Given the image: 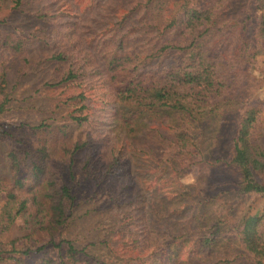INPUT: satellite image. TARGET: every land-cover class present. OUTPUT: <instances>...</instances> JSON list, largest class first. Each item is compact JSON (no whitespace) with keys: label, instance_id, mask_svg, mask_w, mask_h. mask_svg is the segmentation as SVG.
Listing matches in <instances>:
<instances>
[{"label":"trees","instance_id":"16d2710c","mask_svg":"<svg viewBox=\"0 0 264 264\" xmlns=\"http://www.w3.org/2000/svg\"><path fill=\"white\" fill-rule=\"evenodd\" d=\"M129 1L132 10L122 16L120 29L114 27L110 36L95 39L100 50L86 48L76 36L80 24L76 12L61 10L58 15L66 17L68 31L56 34L63 44L51 59L68 66L63 82L69 85L78 87L85 76L101 79L107 91L104 98L119 105L117 125L130 129L126 137L132 155L144 169L150 167L145 174L152 169L167 174L169 167L178 173L193 167L199 171L201 195L193 206L186 190L179 192L176 177L162 180L175 186L170 195L161 191L160 182L154 184L157 218L167 217L159 213L170 204L179 208L181 217L189 212L195 226L185 232L164 227L161 246L152 245L145 233L138 245L133 243V249L140 251V264H264V213L244 214L229 227L216 210L218 197L264 199V148L255 136L256 126L264 121V109L252 103L264 83V15L258 14L264 0ZM23 3L12 0V9L20 11ZM131 14L132 29L123 30ZM39 17L47 18L46 14ZM6 21L0 20V25ZM5 82L3 78L1 84ZM1 84L0 117L11 103ZM72 101L67 125L17 126L38 138L36 146L0 130V144L13 143L8 150L0 148V194L6 197L0 210V232L19 221L26 233L0 244V261L105 264L71 239L79 198L73 183L77 166L73 157L87 155L92 145L79 134L72 140L71 127L88 122L85 111L89 107L83 92ZM146 119L159 122L166 132L151 127ZM119 145H109L106 152V167L113 174L130 165L129 149ZM90 164L87 156L86 169ZM231 171L234 182L226 178ZM216 189L217 197L210 196L208 192ZM132 208L138 205L132 202ZM134 215L132 210V226L140 220L141 225L147 222L146 216ZM234 241L243 247L245 260H238L239 255L216 260L220 248ZM16 242L25 249L18 250Z\"/></svg>","mask_w":264,"mask_h":264},{"label":"rangeland","instance_id":"374dc122","mask_svg":"<svg viewBox=\"0 0 264 264\" xmlns=\"http://www.w3.org/2000/svg\"><path fill=\"white\" fill-rule=\"evenodd\" d=\"M12 8V0H0V20H7L0 25V84L5 78L6 82L1 87L11 99L9 110L0 117V130L13 132L21 142L36 146L38 138L17 126L28 123L38 125L41 122L54 126L67 125L70 122L69 114L74 109L72 97L83 92L89 106L85 111L88 122L82 127H71L74 132L72 140L79 134L92 141V145L88 147L87 155L78 154L73 157L77 162L73 183L77 186L79 198L76 210L78 216L70 231L71 239L81 248L87 247V250H91L105 264H140V251L135 250L136 247L133 249V246L140 243L145 233L152 245L161 246L160 236L164 227L172 230L179 228L185 232L195 226L189 220V212L181 217L177 214L179 208L170 204L159 213H165L167 217L164 220L157 218L153 204L157 201L154 184L160 182L161 191H169L170 195L174 193L171 190L175 186L162 180L176 177L175 183L179 192L186 190L189 205L193 206L201 195L197 188L199 171L193 167L178 173L169 167L165 170L167 174L154 172L153 169L151 174H145L150 167L144 169L139 158L132 155L126 137L130 129H122L117 125L120 120L119 105L104 98L107 91L101 85V79L85 76L78 87L69 85L63 82L68 66L59 65L51 59L52 54L63 44L58 41L56 34H65L68 31L64 19L66 17L58 15L61 10L76 12L80 23L76 36L82 38L86 48L100 50L95 39L100 40L99 35H102L101 40L110 36L114 27L120 29L118 23L122 22L123 15L132 10V3L129 0H24L20 11ZM45 14L47 18L39 17ZM258 14L264 15V5ZM129 18L123 30L132 27V14ZM94 61L101 65L100 59L95 58ZM261 84L262 88L255 93L252 103L264 109V83ZM1 100L0 96V102ZM145 122L151 127L160 128L163 133L166 132L157 121L146 119ZM255 136L264 148V121L256 126ZM116 143L129 149L130 165L124 172L121 170L113 174L107 169L105 160L109 145ZM0 146L2 150H8L13 143L2 141ZM87 156L91 162L89 169L84 165ZM0 162L3 164V161ZM226 174L231 182L236 180L232 171ZM217 190L208 193L217 197ZM218 198L219 205L216 210L221 217L226 218L229 227H233L244 214H255L257 210L264 213V199L244 197L239 200L233 195H227L224 199ZM5 201V195L0 194V210ZM132 202L138 205V209L132 208ZM185 203L184 200L183 205ZM194 207L197 209V206ZM132 210L136 218L146 216L147 222L141 225L140 220L137 225L132 226ZM171 213L173 216L169 215ZM261 229L264 234V220ZM24 235L26 233L22 231V224L17 221L7 232H0V244L11 243ZM134 242L137 244L133 245ZM16 247L18 250L25 249L20 242H16ZM157 248L160 253L159 247ZM242 250L243 247L237 242H231L220 248L216 260L225 255L232 259L239 255L238 260L243 262L245 258L241 256ZM150 257L148 254L149 259ZM0 264L24 263L5 258ZM26 264L33 262L27 261Z\"/></svg>","mask_w":264,"mask_h":264}]
</instances>
